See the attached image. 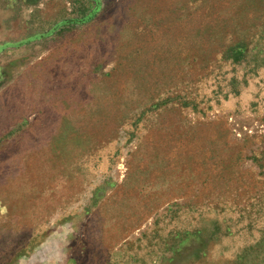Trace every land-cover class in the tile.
Here are the masks:
<instances>
[{
	"label": "rangeland",
	"instance_id": "374dc122",
	"mask_svg": "<svg viewBox=\"0 0 264 264\" xmlns=\"http://www.w3.org/2000/svg\"><path fill=\"white\" fill-rule=\"evenodd\" d=\"M0 264H264V0H0Z\"/></svg>",
	"mask_w": 264,
	"mask_h": 264
}]
</instances>
